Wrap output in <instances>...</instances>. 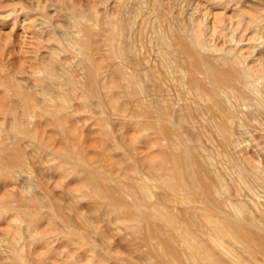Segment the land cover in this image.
<instances>
[{
    "label": "bare ground",
    "instance_id": "1",
    "mask_svg": "<svg viewBox=\"0 0 264 264\" xmlns=\"http://www.w3.org/2000/svg\"><path fill=\"white\" fill-rule=\"evenodd\" d=\"M204 1V10L191 13L185 9L194 0H94L51 13L38 0L42 17L39 23L26 18L22 33L39 26L38 39L49 32L52 45H40L23 83H0L7 118L0 129V182L27 174L29 190L14 201L0 197V219L10 228L0 232V264H264V161L245 153L240 137L248 121L264 141V0ZM215 11L234 17L227 23ZM10 39L8 58L9 46L25 49ZM82 111L91 112L82 120L98 123L107 140L95 159L85 157L82 144L60 153L42 140L31 146L37 123L65 140ZM125 126L137 135L131 162L116 155L121 144L113 138L116 132L125 138ZM45 167L86 189H64V200L56 199L42 172L46 182L35 183L34 173ZM119 230L125 235L117 240L132 255L106 247ZM62 248L69 251L65 260ZM87 251L94 255L84 258Z\"/></svg>",
    "mask_w": 264,
    "mask_h": 264
},
{
    "label": "rangeland",
    "instance_id": "2",
    "mask_svg": "<svg viewBox=\"0 0 264 264\" xmlns=\"http://www.w3.org/2000/svg\"><path fill=\"white\" fill-rule=\"evenodd\" d=\"M41 2L43 1V3H46V5H47V7H48V5H49V7H48V9L50 8V11H51V13L53 12V9H55L54 7H56V8H61V7H64L63 9H65V10H63L62 11V13H64V12H66V10H67V8L66 7H68L69 8V6L70 5H72V4H76V5H78V7L79 6H81L82 8L84 7V8H87L88 6H91V4L93 3L94 4V0H87V2H86V0H48V1H46V0H40ZM46 1V2H45ZM78 1V2H77ZM81 1V2H80ZM83 1V2H82ZM85 1V2H84ZM96 1H98V0H96ZM195 2H193L192 4H191V6L189 5V6H187L186 7V11L188 10V13H191L192 12V10H193V12L196 10V8H201V9H203L204 10V6H206V2L204 1V0H194ZM13 2V3H12ZM37 2H38V0H0V12H1V14H0V17H2L6 12H8V11H13V10H15L16 11V16H14V17H12V19H6L5 21H3V19L4 18H2V19H0V83H2V82H5V81H7V80H9V79H14V80H16L17 82H21V83H23V81L26 79V78H28V76H29V74H30V71L32 72V68L31 67H33V64H35V63H33L34 61H33V57H34V55H39V52L37 51V50H39V48L41 47L40 45L43 43H45V45L47 44V45H49V46H51L52 45V43H50L49 44V38H50V34H49V32H45V33H43L41 36H42V38L41 39H38V35H40V34H37V33H39L38 32V30L36 29V28H38L39 29V26L37 27H35L34 29H33V31L35 32H33L34 34H32L31 32H29V33H27L26 35L24 34V33H22L23 32V29H22V26L25 24V22H24V20L27 18H30L31 16L33 17V16H35V18L33 17L32 19L34 20L35 19V21H38V23H39V19H41V14L38 12V11H36V9L37 8H35V4H37ZM68 2V3H67ZM79 2H80V4H79ZM105 2H107V0H105ZM71 3V4H70ZM78 3V4H77ZM97 3V2H96ZM29 4V5H28ZM59 4V5H58ZM83 4V5H82ZM92 4V5H93ZM103 4H105V3H103ZM203 4V5H202ZM205 4V5H204ZM106 5V4H105ZM193 5V6H192ZM7 6H8V8H7ZM94 6H96V8H97V10L98 11H100V9H101V11L103 10L102 8L104 7V5H102V4H97V5H94ZM100 6V7H99ZM102 6V7H101ZM199 6V7H198ZM202 6V7H201ZM262 6H264V3H262ZM36 7H37V5H36ZM195 7V8H194ZM5 8V9H4ZM185 8V7H184ZM189 8V9H188ZM193 8V9H192ZM206 8V7H205ZM264 8V7H263ZM62 9V8H61ZM184 10V11H185ZM190 10H191V12H190ZM23 11V12H22ZM49 11V10H48ZM49 11V12H50ZM58 11V14H60L61 12H60V10L58 9L57 10ZM113 11V10H112ZM185 11V12H186ZM219 11H221V10H218V12ZM60 12V13H59ZM216 12V11H215ZM226 11H222V12H220L221 13V15L224 13V16L223 17H225L226 15V17L225 18H227V23L229 22V21H231V20H229L231 17H229V16H232V19H233V14H231V12H226ZM99 13H101V12H99ZM220 13H218L217 14V12H216V14L217 15H219ZM14 15V14H13ZM17 16H18V18H17ZM30 16V17H29ZM16 17V18H15ZM229 17V18H228ZM27 19L25 20V21H27ZM16 20V21H15ZM229 20V21H228ZM15 23H14V22ZM234 25H237V20L236 19H234ZM2 22H4L3 23V25H2ZM13 22V23H12ZM38 23H36L37 25H38ZM11 25V26H10ZM12 25H14L15 26V29H14V36H12V37H8V34H10L11 32H10V29L13 27ZM233 24L231 23V24H229V28L232 26ZM232 26L231 27V29H233L234 30V28H235V26ZM35 26V25H34ZM3 27V28H2ZM234 27V28H233ZM237 27V26H236ZM53 28H54V26H53ZM53 28L52 27H50L49 28V30H53ZM228 28V31H226V33H228L229 31H231V29H229ZM240 29H242L241 27H240ZM239 30V29H238ZM54 31V30H53ZM52 31V32H53ZM238 32L239 31H237L236 32V35L238 34ZM55 33V32H54ZM11 34H13V33H11ZM23 34V35H22ZM30 34H32V35H30ZM45 34V35H44ZM264 34V32L262 33V36H264L263 35ZM19 35V36H18ZM25 38V41H24V38L22 37V36ZM25 35V36H24ZM28 35V36H27ZM36 35V36H35ZM5 37V38H3V37ZM32 36V37H31ZM35 36V38L33 39V37ZM18 39H17V38ZM22 38V41L20 40L21 38ZM7 38V39H6ZM9 38H11L10 40H15V41H17V42H23L24 43V45H25V49H24V53H25V55H23V58H22V54H24L23 52H22V50H21V52L18 50V48H15L14 49V47L13 46H9V48H10V50L12 51V53H11V56L9 57V58H11V59H9L7 56H6V54H7V52H8V49L5 47V44H6V42H5V40H7V42L9 41ZM14 38V39H13ZM20 38V39H19ZM27 38V39H26ZM2 39V40H1ZM32 39V40H31ZM46 39V40H45ZM35 40V41H34ZM3 41V42H2ZM42 41V42H41ZM44 41V42H43ZM46 41H48V43H46ZM16 42V43H17ZM27 44H26V43ZM28 43H29V45H28ZM34 46H33V45ZM23 45V46H24ZM31 45V46H30ZM44 45V46H45ZM33 46V47H32ZM43 45H42V47H44ZM11 47H12V49H11ZM41 47V48H42ZM40 48V49H41ZM17 49V50H16ZM9 50V51H10ZM15 52H14V51ZM258 50H259V48H258ZM262 50V49H261ZM260 51V50H259ZM13 53H15L14 55L16 56L17 54V56H16V58L15 59H13V57H14V55H13ZM21 54V55H20ZM6 56V57H5ZM21 56V57H20ZM20 57V58H19ZM7 58V59H6ZM19 58V59H18ZM22 58V59H21ZM30 60H29V59ZM21 59V60H20ZM29 61H28V60ZM10 60V61H9ZM32 60V61H31ZM20 61V62H19ZM27 61V62H26ZM11 62H13V63H11ZM25 62V63H24ZM33 64H32V63ZM10 65H9V64ZM15 63H17V65L15 64ZM26 63H28V65L26 64ZM37 63V62H36ZM12 65V66H11ZM13 65H15V66H13ZM21 65V66H20ZM29 65H32V66H29ZM19 66V67H18ZM18 68V69H17ZM24 68V69H23ZM31 68V69H30ZM24 70H26V71H24ZM15 72V73H14ZM18 76V77H17ZM20 76V77H19ZM18 78H19V80H18ZM6 94V92L4 91V90H0V108H1V110L3 111V103L5 102V95ZM0 110V116L2 115V111ZM123 111V113H121V111H119L118 113L120 114V115H125L126 116V112L124 111V110H122ZM86 113H88V114H86ZM90 113L91 112H83L82 111V114H77L76 116H77V119H80V122H76V123H74V124H72V125H69L70 127H71V131L74 133H72L73 135H74V137H73V135L71 136L70 135V137L69 136H67L68 138H66L65 140L62 138V137H59V135H58V133H55L56 132V129L54 128H52V127H46V126H42L41 124H40V126H38L39 124L37 123L36 125H35V127H36V138L37 139H34V137L33 136H35V135H33L32 136V138L30 139L29 138V140L32 142V144H31V146H36V147H39V143L38 142H40L41 140L45 143V144H47V146L48 147H50L54 152H56V153H60V152H62L63 151V149L64 148H68L70 151H74V149L75 148H77V150L79 149V146L82 144V146L85 148V151L83 152L84 154H85V157H87L89 160L90 159H95V156L96 155H100V153L102 154L103 153V149L106 147V144H107V140H106V138L103 136V134L101 133V126L97 123H95L94 124V122H93V120H91L90 121V119L88 120V122L86 121V122H84L82 119H88V117L87 116H89L90 115ZM124 113H126V114H124ZM102 114V116L99 114V117H101V118H103V116H105V115H103V114H105V113H101ZM0 129H2V130H5L6 129V123H7V118L6 117H4V116H1V118H0ZM2 122H4V123H2ZM6 122V123H5ZM89 122H91V123H89ZM247 122V123H246ZM246 122H244L245 124H246V126L248 127H246L245 125H244V128H246V130L245 129H243L245 132H246V135L245 136H240V137H242V142H243V140H244V142H243V144L245 143H247V146L246 145H244V146H246V152L245 153H247L249 156H253V154H254V157H257L256 159H258V160H263L264 161V159H262V158H264V155L262 154L263 153V151L262 150H264L263 148H261V147H264L262 144L264 143V141H262V139L260 138V136H258V132L257 131H254L252 128V124L249 122L248 123V121H246ZM83 123H85V124H83ZM243 123V124H244ZM89 124V125H88ZM92 124V125H91ZM111 124L112 123H110V126H109V130L110 129H112V131H114V129H116V131H117V129H118V127L117 126H115V128L113 127L114 126V123L112 124V126H111ZM78 125V126H77ZM91 126V127H90ZM93 126V127H92ZM99 126H100V128H99ZM251 128H250V127ZM39 127V128H38ZM44 127H46V128H44ZM84 127V128H83ZM88 127V128H87ZM89 127H90V129H89ZM80 129V130H79ZM51 130H53V131H51ZM55 130V131H54ZM88 130V131H87ZM92 130H93V132H92ZM247 130L248 131H250V132H247ZM11 132H12V129L10 130ZM86 131V132H85ZM118 131H120V130H118ZM53 132L55 133V134H53ZM124 134H125V138L123 137H121L120 135H121V133H120V135L116 132L115 134H113V138H116L117 140H118V142H120V146H121V150H118L117 151V156H119L120 154L122 155H120L121 156V158H123V160H124V162H131V161H133V160H135V158H137V156H135L134 155V157H133V152L132 151H129V148H130V145L132 144L131 142H132V138H134V137H136L135 136V134H134V130L130 127V126H125L124 127ZM253 132H255L256 134H254ZM87 134V135H86ZM248 134H250V135H248ZM130 135V136H129ZM254 137L253 139H252V142H250L251 141V139H250V137ZM243 137H245L244 139H243ZM258 139V137H259V139H260V141H259V139L258 140H256V138ZM80 138V139H79ZM249 138V140L250 141H246V139H248ZM4 139H5V137H4ZM72 139H74L75 140V142H74V140H72ZM115 139V142L117 141ZM255 139V140H254ZM6 140L7 141H10L11 139H7L6 138ZM38 140H40V141H38ZM71 140V141H70ZM123 140V141H122ZM255 142H254V141ZM114 141V140H113ZM258 141V142H257ZM51 142V143H50ZM100 142V143H99ZM261 142V145L260 144H257V143H260ZM70 143V144H69ZM254 143H255V145H254ZM80 144V145H79ZM96 144V145H95ZM248 144H250V145H248ZM253 144V145H252ZM51 145H52V147H51ZM56 145V146H55ZM67 145H69L68 147H67ZM71 145V146H70ZM74 145V146H73ZM252 145V146H251ZM258 147H257V146ZM260 145V146H259ZM249 146H251V147H253L254 149H255V151H254V149L253 148H251V147H249ZM72 147V148H71ZM135 147H136V149L137 150H139V151H141L142 150V148H143V144L142 143H137L136 145H135ZM249 147V148H248ZM33 148V147H32ZM32 148H27L26 150H27V152H30L31 150H32ZM262 151V153H260V150ZM57 149V150H56ZM72 149V150H71ZM249 149V152H247V150ZM251 150V151H250ZM76 151V150H75ZM128 151H129V154H128ZM154 151H155V149H154ZM257 151L259 152L258 154H256L257 153ZM40 152V151H39ZM38 151H37V153H38V156L39 155H43L44 156V154H41V153H39ZM130 152H131V155H132V157H131V155H130ZM252 153V154H251ZM124 154H127L128 155V157L126 158V157H123V156H125ZM138 154V153H137ZM262 154V155H261ZM256 155V156H255ZM133 158V159H131V158ZM259 157V158H258ZM52 159V158H51ZM50 159V160H51ZM99 159V158H98ZM102 159H104V158H100V160H101V162L102 163H105V161L104 160H102ZM128 159H130V160H128ZM111 162H114V163H117V160L116 159H113L112 160V158L111 159H109ZM260 160V161H261ZM57 161L55 160V161H52L51 163H49V162H45V164H47V166H50V167H52V166H54L55 164L54 163H56ZM262 162V161H261ZM51 164H52V166H51ZM38 166V165H37ZM48 167H45V168H40V169H38L39 171H37V172H35L34 173V176L35 175H39L40 176V178L38 177V175H37V177L39 178H36V181L37 182H35L36 183V185H38V182L40 183L38 186H42V185H44L42 182H44L45 180L47 181H45L46 183H49V184H47L48 186H49V188L50 189H52L51 191H52V193L55 195V197H56V199L57 198H61V199H63L64 200V198H65V196H64V191H73L74 189H78V190H85L86 188H84V186H82L80 183H76V181H74L73 179H72V177H70L69 176V178H68V176H63V174H61L60 172H58V171H54V170H50V169H47ZM37 170V169H36ZM49 171V172H48ZM54 172V174H53V172ZM39 172V173H38ZM43 173V175H45V177H46V179L43 177V175L42 174H40V173ZM45 172H46V174H45ZM59 174H58V173ZM123 172V171H122ZM121 171H114L113 172V174H121L122 173ZM37 173V174H36ZM25 175V176H24ZM27 174H23L22 175V173H20V175L19 174H14V176H13V179H12V177L11 178H9L6 182H5V184L4 183H1L0 182V197L1 198H6V199H8V200H12V201H14V199H15V197H16V195L17 196H23L24 194L26 195L27 194V191H29V190H27V187H28V184H27V178H28V176H26ZM47 175H49L48 177H49V181L47 180ZM55 175V176H54ZM62 176V177H61ZM42 177L45 179H43V180H41L42 179ZM38 179V180H37ZM34 180H35V178H34ZM39 180H41L42 182H40ZM17 181H19V182H17ZM23 181H24V183H23ZM57 181V182H56ZM64 181V182H63ZM69 182V183H68ZM12 183V184H11ZM54 183H56V184H54ZM10 184V185H9ZM22 184V185H21ZM23 184H25V185H23ZM58 184V185H57ZM53 185V186H52ZM12 186V187H11ZM68 186V187H67ZM22 187V188H21ZM60 187V188H59ZM74 187V188H73ZM76 187V188H75ZM81 188V189H80ZM83 188V189H82ZM18 189V190H17ZM54 189V190H53ZM65 189V190H64ZM69 189V190H68ZM39 190V189H38ZM64 190V191H63ZM22 191V192H21ZM40 191V190H39ZM54 191V192H53ZM26 192V193H25ZM41 192V191H40ZM22 194V195H21ZM66 194V193H65ZM12 195H14L13 197H10V196H12ZM30 195V194H29ZM13 198V199H12ZM16 200V199H15ZM81 201H80V203L82 204V203H84L83 205H86L87 204V202H85V200L84 199H80ZM65 202V201H64ZM15 204V203H14ZM1 221H0V232L1 233H7L9 230H10V228L8 227V223L6 222V221H4V220H6L5 218H1L0 219ZM105 223L103 222V219H101L100 220V222H98V227H100L99 229H101L102 230V228L101 227H103L104 228V226L106 225H104ZM7 225V226H6ZM44 225H45V223H44ZM120 225H122L121 223H120ZM3 228H2V227ZM47 226V225H46ZM46 226H44V227H46ZM123 226V225H122ZM123 228V227H122ZM6 230V231H5ZM3 231V232H2ZM120 231H122L121 233H120ZM117 235V236H115V235ZM113 235L112 234H110V235H112V236H114L115 238L114 239H111V238H113V237H111L110 239L111 240H109V245H107L106 247L107 248H109L110 249V247L112 248L111 250H115V251H113V254L115 255H119V253L121 252L119 249H121L122 250V255H121V253H120V257H123V256H127V255H132V253L130 252V250H129V248H127V247H125L124 246V244H127L125 241L123 242V240H122V244H121V242H120V240H121V238L120 237H122V235H125V231H123V230H119V231H117L116 233H114ZM119 234H121V236L119 235ZM119 235V236H118ZM117 237H119L120 238V240L118 239L117 240ZM117 240L118 241V243H119V245L118 244H116L117 242L116 241H113V240ZM116 242V243H115ZM61 244V243H60ZM116 244V245H115ZM121 244V245H120ZM63 247V246H62ZM115 247V248H114ZM119 249H118V248ZM114 248V249H113ZM123 249H124V251H123ZM126 250V251H125ZM60 251H63L64 253H63V259H64V257H65V259H67V253L69 252V251H67V250H65V249H63L62 248V250H60ZM89 254H88V253ZM87 252H84V254H83V256H84V258H86V256L88 257H90V256H93L94 255V252H92V251H87ZM115 252V253H114ZM129 252H130V254H129ZM87 255H86V254ZM72 254H74V253H72ZM127 254V255H126ZM64 259V260H65ZM59 263H61V264H64V262L62 263L61 261H59Z\"/></svg>",
    "mask_w": 264,
    "mask_h": 264
}]
</instances>
